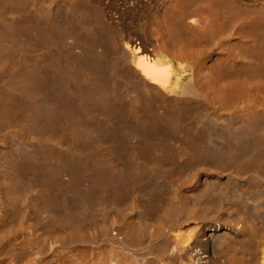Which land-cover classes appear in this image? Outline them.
<instances>
[{
    "label": "bare ground",
    "instance_id": "6f19581e",
    "mask_svg": "<svg viewBox=\"0 0 264 264\" xmlns=\"http://www.w3.org/2000/svg\"><path fill=\"white\" fill-rule=\"evenodd\" d=\"M0 264H264V0H0Z\"/></svg>",
    "mask_w": 264,
    "mask_h": 264
}]
</instances>
